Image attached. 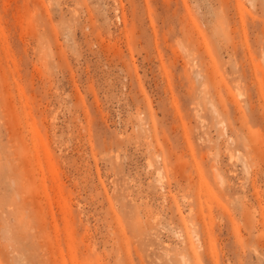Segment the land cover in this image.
I'll return each mask as SVG.
<instances>
[{
    "label": "rangeland",
    "instance_id": "rangeland-1",
    "mask_svg": "<svg viewBox=\"0 0 264 264\" xmlns=\"http://www.w3.org/2000/svg\"><path fill=\"white\" fill-rule=\"evenodd\" d=\"M0 264H264V0H0Z\"/></svg>",
    "mask_w": 264,
    "mask_h": 264
}]
</instances>
